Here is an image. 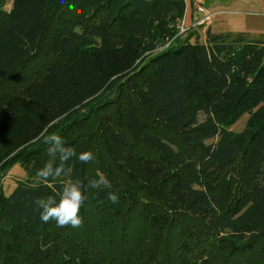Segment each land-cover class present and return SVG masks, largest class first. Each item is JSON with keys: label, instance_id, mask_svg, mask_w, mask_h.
Wrapping results in <instances>:
<instances>
[{"label": "trees", "instance_id": "16d2710c", "mask_svg": "<svg viewBox=\"0 0 264 264\" xmlns=\"http://www.w3.org/2000/svg\"><path fill=\"white\" fill-rule=\"evenodd\" d=\"M3 2L0 171L29 178L0 193V264H264V35H179L184 0ZM51 134L76 155L44 183ZM69 180L82 226L43 222Z\"/></svg>", "mask_w": 264, "mask_h": 264}, {"label": "clouds", "instance_id": "9594fccd", "mask_svg": "<svg viewBox=\"0 0 264 264\" xmlns=\"http://www.w3.org/2000/svg\"><path fill=\"white\" fill-rule=\"evenodd\" d=\"M65 3V0H61ZM73 5H69L72 8ZM44 142L49 144V154L52 157L43 168L37 172V177L42 182L47 183L49 178H59L62 174L67 175L71 169H65V162L76 155L75 150L71 147H65L64 141L57 134H51L45 137ZM59 154L60 164H55V159ZM94 159L91 151L81 153L79 160L87 163ZM99 179L90 180L89 188L99 189L102 185L110 187V182L103 174L97 173ZM109 198L113 203L117 202V195L110 193ZM87 197L84 194L83 184L79 180H69L64 184L63 192L60 195L59 201L53 197L40 198L36 200L41 212V220L43 222L55 221L58 227L71 225L73 228H78L83 224V218L80 216V210Z\"/></svg>", "mask_w": 264, "mask_h": 264}, {"label": "rangeland", "instance_id": "374dc122", "mask_svg": "<svg viewBox=\"0 0 264 264\" xmlns=\"http://www.w3.org/2000/svg\"><path fill=\"white\" fill-rule=\"evenodd\" d=\"M13 2L14 0H4L3 2V7L7 10H11L13 7ZM237 14H234V11H231L230 13L225 11V14H222L223 16H218L216 21H217V29L220 30L221 32H228V31H234V32H246L249 30L248 24L250 19H259L256 17L248 16L246 15L245 10H237ZM215 21V20H214ZM212 25V24H211ZM204 26H210V25H204ZM203 26V27H204ZM199 32H200V38L201 40L204 39L205 36V31L206 29H202L201 27ZM185 37H188L185 35ZM259 38V37H256ZM42 89L41 86L35 87L34 91L39 92ZM43 90V89H42ZM249 114L245 115L243 118L238 120L234 125L231 127L232 131L235 132H242L245 129L246 123L248 121ZM14 130L13 128L9 129V131ZM3 157L0 155V161L4 164L5 160ZM29 178L27 176L26 172L24 169L19 164H16L14 166L8 167L4 171H0V193H4L6 195H9L10 193L13 192V189L16 187L17 182L19 181H25Z\"/></svg>", "mask_w": 264, "mask_h": 264}, {"label": "crops", "instance_id": "0c3cea01", "mask_svg": "<svg viewBox=\"0 0 264 264\" xmlns=\"http://www.w3.org/2000/svg\"><path fill=\"white\" fill-rule=\"evenodd\" d=\"M187 3V9L185 12V22L189 26L195 21L201 19L200 16L195 14V8L197 5H202L204 4L211 12H217V11H227L231 12L234 11V14H237V10H245L247 12L246 15L256 17L259 19H250L249 22V30L246 32L242 33H249L252 37L256 38L264 35V0H186ZM218 16H223V15H217ZM217 17H215V21H213L212 25L210 26H204L201 27L202 29L210 28L214 32L218 33H231L234 31H228V32H221L220 30L217 29ZM200 28H195L191 27L190 31H197L198 34L200 35ZM206 32V31H205ZM238 33V32H236ZM200 41L203 42L205 41V36L204 39Z\"/></svg>", "mask_w": 264, "mask_h": 264}, {"label": "built area", "instance_id": "2783aa9c", "mask_svg": "<svg viewBox=\"0 0 264 264\" xmlns=\"http://www.w3.org/2000/svg\"><path fill=\"white\" fill-rule=\"evenodd\" d=\"M225 13H226L225 11L211 12L204 4L197 5L195 8V14L200 16L201 19L195 21L189 26L186 24L185 19H184L179 27V31H180L179 35L188 34L191 27L197 28V27H203L204 25H210L213 23L217 15H222Z\"/></svg>", "mask_w": 264, "mask_h": 264}]
</instances>
